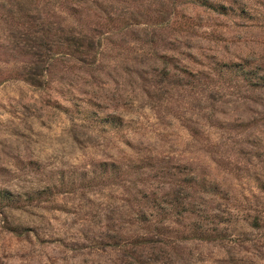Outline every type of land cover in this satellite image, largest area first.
Wrapping results in <instances>:
<instances>
[{
  "label": "rangeland",
  "instance_id": "374dc122",
  "mask_svg": "<svg viewBox=\"0 0 264 264\" xmlns=\"http://www.w3.org/2000/svg\"><path fill=\"white\" fill-rule=\"evenodd\" d=\"M0 264H264V0H0Z\"/></svg>",
  "mask_w": 264,
  "mask_h": 264
}]
</instances>
